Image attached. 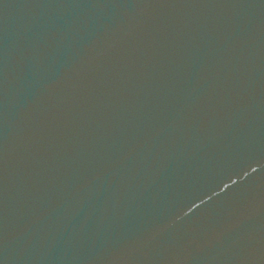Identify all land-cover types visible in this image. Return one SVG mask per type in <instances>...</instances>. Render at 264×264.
<instances>
[{
	"label": "water",
	"instance_id": "obj_1",
	"mask_svg": "<svg viewBox=\"0 0 264 264\" xmlns=\"http://www.w3.org/2000/svg\"><path fill=\"white\" fill-rule=\"evenodd\" d=\"M0 264H264V0H0Z\"/></svg>",
	"mask_w": 264,
	"mask_h": 264
}]
</instances>
